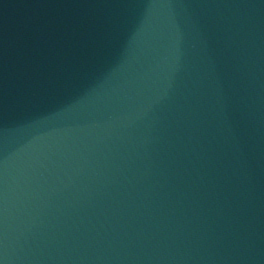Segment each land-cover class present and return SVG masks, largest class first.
<instances>
[{
    "label": "water",
    "instance_id": "1",
    "mask_svg": "<svg viewBox=\"0 0 264 264\" xmlns=\"http://www.w3.org/2000/svg\"><path fill=\"white\" fill-rule=\"evenodd\" d=\"M0 264H264V0H0Z\"/></svg>",
    "mask_w": 264,
    "mask_h": 264
}]
</instances>
